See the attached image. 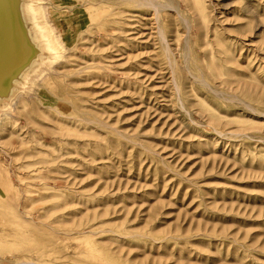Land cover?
I'll list each match as a JSON object with an SVG mask.
<instances>
[{
    "label": "rangeland",
    "instance_id": "obj_1",
    "mask_svg": "<svg viewBox=\"0 0 264 264\" xmlns=\"http://www.w3.org/2000/svg\"><path fill=\"white\" fill-rule=\"evenodd\" d=\"M34 2L62 56L0 111V264H264V0Z\"/></svg>",
    "mask_w": 264,
    "mask_h": 264
},
{
    "label": "water",
    "instance_id": "obj_2",
    "mask_svg": "<svg viewBox=\"0 0 264 264\" xmlns=\"http://www.w3.org/2000/svg\"><path fill=\"white\" fill-rule=\"evenodd\" d=\"M26 0H0V104H8L16 86L43 52L25 12Z\"/></svg>",
    "mask_w": 264,
    "mask_h": 264
},
{
    "label": "bare ground",
    "instance_id": "obj_3",
    "mask_svg": "<svg viewBox=\"0 0 264 264\" xmlns=\"http://www.w3.org/2000/svg\"><path fill=\"white\" fill-rule=\"evenodd\" d=\"M34 1H38V0H26L25 12H26L27 18L28 17L33 18L35 16L37 20V25L39 27V30L42 33L41 34L42 42L40 43L37 40L36 36L35 38H36V41H38L43 54L40 57L39 62L35 65V67L24 76L21 82L17 84L14 96L10 100V102L8 104H0V111L2 115L4 116L5 119L9 121L12 120L10 116V108L12 106H17L18 104H20L22 105L21 108H23L22 109V112H23L26 109V106L23 104L24 98H22V96L24 94H27L30 91L31 86H34L36 82L44 76L46 72L50 71L53 64L58 59H60L62 56L63 47L59 41V38L57 37V33L53 30L50 24V20L55 19L56 17L64 18L65 12L62 10H59L58 12L56 11V12L48 13L45 8V3H41V2L35 3ZM122 1L128 2V3H134L136 4V7H145V8L152 7L156 14L158 12L157 7H159V4H155L154 2L155 0H122ZM196 1H198V5L202 9H204V6L201 5L202 3L199 2V0H196ZM160 6H162L163 10L171 9L170 8L171 6L167 4H164V5L160 4ZM201 16H203V18L206 17V15H201ZM29 24H31L30 19H29ZM31 26L32 25H30V27ZM31 29H33V27H31ZM158 37H159V41H161L162 43H167L166 36L162 33L160 26L158 28ZM36 67H37V70L34 71ZM80 71L82 70H79V72ZM95 74L98 75L97 72H95ZM109 74H112V73H109ZM36 109L37 111H40L39 107H37ZM33 113H34V110L28 111L25 114V118H27L30 124L36 125L35 118H31V115ZM38 117L43 120L46 119L45 114L42 111L39 112ZM49 121H53V120L50 118ZM12 123H15V122H12Z\"/></svg>",
    "mask_w": 264,
    "mask_h": 264
}]
</instances>
